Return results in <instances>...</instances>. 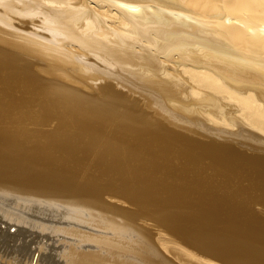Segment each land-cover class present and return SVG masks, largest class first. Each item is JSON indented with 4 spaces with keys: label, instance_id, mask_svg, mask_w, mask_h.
<instances>
[{
    "label": "bare ground",
    "instance_id": "1",
    "mask_svg": "<svg viewBox=\"0 0 264 264\" xmlns=\"http://www.w3.org/2000/svg\"><path fill=\"white\" fill-rule=\"evenodd\" d=\"M7 2L0 0L2 193L81 204L126 226L135 223L137 202L149 199L160 212L157 220L200 253L142 220L140 227L154 233L160 251L177 264H264L263 150L246 153L209 136L246 131L243 139L258 138L257 148H264V0H28L26 11ZM32 11L34 18L21 20ZM66 67L83 70L90 84ZM179 113L201 115L196 118L204 129ZM98 143L102 157L116 166V178L99 167ZM79 149L91 155L74 158L78 170L62 157ZM199 172L210 179L204 188ZM5 217L0 215V254L21 264L28 244L43 238L40 224L35 217ZM8 221L26 226L10 232ZM45 244L32 264H62L56 247L47 251ZM151 248L145 249L150 261Z\"/></svg>",
    "mask_w": 264,
    "mask_h": 264
},
{
    "label": "rangeland",
    "instance_id": "2",
    "mask_svg": "<svg viewBox=\"0 0 264 264\" xmlns=\"http://www.w3.org/2000/svg\"><path fill=\"white\" fill-rule=\"evenodd\" d=\"M5 1H8L7 3L9 4V5H12V7L14 8V9H19V10H23V9H25V11L26 10H28V7H26L25 5H23V2L24 3H27L28 2V0H17V1H15V0H5ZM17 2V3H16ZM11 3V4H10ZM15 3V4H14ZM14 4V5H13ZM1 5H2V3L0 4V14H2V17H4L3 16V13L4 12H2L3 11V8L1 7ZM20 5V6H19ZM21 6H23V9L21 8ZM35 12V11H34ZM25 13V12H24ZM26 14H28V15H26ZM26 14H24L23 16H22V21H23V19H25L27 16L29 17H27L26 18V20H24L25 22L26 21H29L30 19H32V17L34 18L35 16H36V14L35 13H33V11L30 13H26ZM31 14V15H30ZM8 14H6L5 16H7ZM9 16V15H8ZM14 16H17V15H14ZM24 17V18H23ZM1 18V17H0ZM5 19V21H9V20H6V18H4ZM3 18H2V20H4ZM8 19V18H7ZM11 20V19H10ZM10 22V21H9ZM14 22H16L15 24H16V26H17V20H15V21H12L11 20V22L10 23H12V25L14 24ZM14 24V25H15ZM31 25L32 24H30V28H31ZM34 62H35V60H34ZM36 63V65L37 64H39V63H37V61L35 62ZM35 63H33V65H32V67L35 69V70H37L36 69V66H35ZM38 66V65H37ZM66 70L68 71V72H72L75 76H77L78 78H80L81 80H82V82H84V83H86V84H90L89 82H90V80H88V78H87V76H86V74H85V72L83 71V70H81V69H77V68H69V67H66ZM2 86V84L0 83V87ZM143 95V96H142ZM142 95H140L141 96V98H142V100L140 99V96H139V98L137 99V97H135L137 100H141V102L142 101H145L146 99L144 98L146 95H144V94H142ZM141 102H140V104H141ZM151 102L153 103V106L155 105V102H157V101H155V100H153L152 98H151ZM156 106V105H155ZM154 106V107H155ZM143 110H144V108H142ZM182 114H183V117H184V115L187 117H184V119H185V123H187V124H191L192 123V126L194 127V125H195V127H198L199 125H198V122L200 121V119L202 118L201 117V115H195V113H193V115H189V114H185V113H179V114H177V115H179V116H182ZM199 116V117H198ZM200 118V119H197V118ZM77 118V116H72L71 117V120L72 121H74L75 119ZM194 118V119H193ZM198 120H196V119ZM193 119V120H192ZM188 122H187V121ZM201 120H203V119H201ZM52 121L53 122H55V120L54 119H52ZM194 122H195V124H194ZM197 123V124H196ZM202 123V122H201ZM200 124V123H199ZM108 126H110L109 124H108ZM199 127H201V126H199ZM201 129H204V128H202L201 127ZM226 129V128H225ZM230 129V128H229ZM236 131L237 130H231V131H229V132H231V133H234V135H233V137L235 136V138H233L232 137V135H226V133H221V132H219V134L217 133L216 134V132L214 133H209V136L210 137H213L215 140L214 141H216V143H226V142H229V144L231 145V143L233 144L232 145V147L234 146V148H236V150H239V151H243V152H246V153H253V152H256V153H258V151H260V150H263V151H260V152H263L264 153V148L263 149H260V147L259 148H257V141H259V139L258 138H251V137H249L251 140H253V141H251L250 139L249 140H246V139H248V133L246 132V131H241L242 133H244V132H246L247 134H246V136L244 135V134H242L241 132H238L237 131V134H236ZM193 133V132H192ZM194 134V133H193ZM196 134H197V136H199L200 135V133H197L196 132ZM199 134V135H198ZM214 134V135H213ZM216 134V135H215ZM239 134V135H238ZM242 134V135H241ZM195 135V134H194ZM206 135H208V134H206ZM218 135V136H217ZM225 137H224V136ZM241 135V136H240ZM257 135H260V134H258L257 133ZM221 136V137H220ZM227 136H231L230 138L229 137H227ZM241 138H240V137ZM201 137V135L198 137V138H200ZM220 137V138H219ZM237 137V138H236ZM239 137V138H238ZM202 138H203V136H202ZM205 138V137H204ZM203 138V140H206V139H204ZM226 138V139H225ZM232 138V139H231ZM243 138H246V139H243ZM31 139V138H30ZM201 139V138H200ZM242 139V140H241ZM202 140V139H201ZM219 140V141H218ZM221 140H223V141H221ZM232 140H235V141H233L232 142ZM239 140V141H238ZM230 141H231V143H230ZM243 142V143H242ZM250 142V143H249ZM71 144H72V146L73 147H77L76 146V144L75 143H73V142H70ZM224 143V144H225ZM251 143H253V144H251ZM227 144V143H226ZM235 144V145H234ZM240 144H241V146H240ZM81 145V144H80ZM237 146V147H236ZM242 147L241 149H240V147ZM250 146H252V148H248V147ZM244 148V149H243ZM247 148V149H246ZM103 149H104V145L103 144H101V143H98V144H96L94 147H93V151H94V153H95V159L96 160H98V155H99V157H100V164H99V167L104 171V173L105 174H109V175H112L113 177H117V171L115 170V169H117L116 168V166L115 165H113L111 162H110V160L109 159H107V158H105V157H102V152H103ZM251 151V152H250ZM259 152V153H260ZM262 153V154H263ZM261 154V153H260ZM91 155V153L90 154H85V153H83L82 151H80V149L79 150H75V151H73V152H70V153H67V154H65L63 157H62V159L63 160H65V161H67L68 163H70V164H72V165H75L76 167H77V165L75 164V162H74V158H88L89 156ZM264 155V154H263ZM141 156H143V157H146L145 155H143V154H141ZM207 160H205V161H203V163H205ZM65 163V162H64ZM68 163H66V164H68ZM156 165H160V163L159 162H156ZM77 169H78V167H77ZM79 170V169H78ZM80 172L82 173V174H84V171L83 170H80ZM145 173L146 174H150L151 173V166L147 169V170H145ZM197 180H198V182H199V185L200 186H202V184H203V182H207V183H209L210 184V179H209V177H208V175H206V176H202V173L201 172H199L198 173V175H197ZM136 184V183H135ZM137 185V184H136ZM203 187V186H202ZM150 188H151V186H150ZM204 188V187H203ZM10 193H9V192ZM108 191V190H107ZM0 205H2V206H0V215H4V217L5 216H8V217H10V219H13V220H15L16 218H18L17 216H20V218L22 217V215H23V217H24V219L23 220H34V219H36L38 222V225L40 224V228L41 227H43V228H38V230H37V232H39V234H40V236L41 237H43L42 238V240H38V239H35V240H33L30 244H28L29 245V249H30V252H29V255L28 256H26V258H24L23 259V262L21 261L20 263L21 264H28V263H30V264H32V262H33V258H35V256H36V254L38 253V252H41L40 250V246L39 245H41V243L42 244H44V243H46L45 244V246L47 245V248L49 247V250H47V251H53V248H55L56 247V251H57V254H59V252H60V255H58L57 257H56V259H57V261L58 262H60V263H62V264H79V263H81V264H86L87 263V261H88V263H92V262H94V264H102V263H105V264H108L107 262H109V264H132V263H134V264H177L176 262H174V261H172V260H170L169 258H168V256L165 254V253H163L162 251H160V249L158 248V246L156 245V243L154 242V236H153V234H152V232H151V234H150V231H148V230H146V229H144V228H142V227H140V222L142 221V220H146V221H148L149 223H151V229H159V230H161L162 232H164V233H166L170 238H172V239H174V240H176V241H178V242H180L182 245H184V246H186V247H188L189 249H191L192 251H194V252H196V253H198L197 251V249L195 248V247H193V246H190V245H188V244H186V243H184L178 236H176V235H174V234H172L169 230H168V228H167V226H166V223L165 222H163V221H158L157 220V215L160 213L159 211H155V210H153L152 208H151V200H149V199H143L142 201H139V202H137V204H136V209L134 210V207L133 206H131V208H129V210H134V211H136V216H135V219L133 220L135 223H132L130 226H133V228L132 229H130V228H127V227H130V226H126V225H124L121 221V224H120V222H118L119 220L117 219H113V218H115V217H113L112 218V220H111V218L109 219V217H107L106 218V216L105 217H103L102 215H97V213L98 212H96V211H98V209H96V208H90V207H87L85 210L87 211H89V208H90V211L92 212H88L87 211V213H86V211L84 210V208L86 207V206H83V205H81V204H79L80 205V207L82 206V208H80L77 204H75V203H72V205H71V203L70 202H68V201H65L64 202V200H60L59 199V201H58V199H55V198H50V197H47V196H44V198L42 197V196H38V198H39V205H38V198H37V196L35 197L34 195H27V194H25V193H19L18 191H14V190H5V191H3V193H2V191L0 190ZM14 192V193H13ZM150 192V195H151V191H149ZM8 193L10 194V196H8ZM7 194V195H6ZM25 195V197L24 196H22V195ZM3 195V196H2ZM14 195V196H13ZM8 196V197H7ZM13 196V197H12ZM4 197V198H3ZM15 197V198H14ZM23 197V198H25V199H21V198ZM32 197V198H31ZM33 197H35V198H33ZM41 197L43 198V199H41ZM3 198V199H2ZM5 198H7V199H5ZM14 198V199H13ZM29 198V199H28ZM195 198H198V196H195ZM37 199V200H36ZM48 199V200H47ZM54 199L56 200V201H54ZM25 200V202H23ZM29 200H30V203H28L29 202ZM42 200V201H41ZM52 200V201H51ZM50 203H49V202ZM56 202L57 204H59L60 202H61V204H59V207H58V205H56L55 206V204L56 203H54V202ZM58 201V202H57ZM3 204H2V203ZM14 202V203H13ZM35 202L37 203V204H35ZM41 202V203H40ZM53 202V203H52ZM49 203V204H48ZM69 205H68V204ZM64 204V205H63ZM66 204V205H65ZM3 205H5V206H3ZM38 205V206H37ZM51 205V206H50ZM71 205V206H70ZM74 205V206H73ZM75 205H77L76 207H75ZM191 205L192 206H194V202L192 201L191 202ZM20 206V207H19ZM22 206V207H21ZM36 206V207H35ZM55 206V208H53ZM63 206V207H62ZM65 206H67V210H68V212H67V210H66V207ZM71 207V208H70ZM73 207V208H72ZM75 207V208H74ZM80 209H78V208ZM130 207V206H129ZM64 208V209H63ZM40 209H43V210H41V213L39 212L40 211ZM73 209V210H72ZM76 209H78L79 211H80V213L76 210ZM81 209L82 210H84V211H81ZM37 210H38V213H37ZM45 210V211H44ZM61 210V211H60ZM70 210V211H69ZM72 210V211H71ZM75 210V211H74ZM93 210H94V212H96V213H94L93 212ZM3 213H2V212ZM36 211V212H35ZM8 213L7 215L5 214V213ZM23 212V213H22ZM82 212H85V213H83L82 214ZM22 213V214H21ZM25 213V214H24ZM33 214V216L31 217V215ZM34 213H35V215H34ZM44 213V214H43ZM46 213L48 214V215H46ZM37 214L39 215L38 217H37ZM50 214H52V215H50ZM69 214V215H68ZM86 214V215H85ZM89 214H91V215H89ZM94 214V215H93ZM25 215V216H24ZM63 215V216H62ZM83 215H85L86 217H84ZM96 215V216H95ZM14 216V217H13ZM16 216V217H15ZM27 216V217H26ZM45 216V217H44ZM46 216H47V218H46ZM66 216V217H65ZM68 216V217H67ZM73 216V217H72ZM78 216H79V218H78ZM80 216H83L84 217V219H86V220H84L83 219V217H80ZM89 216L91 217V219L89 218ZM22 217V218H23ZM28 217H30L29 219H28ZM35 217V218H34ZM42 217H44V218H42ZM50 217V218H49ZM53 218V220H52V218ZM74 217H76L75 219H74ZM93 217V218H92ZM95 217H96V219H95ZM97 217H99V218H97ZM102 217V218H101ZM6 219H7V217H5ZM19 218V219H20ZM34 218V219H33ZM38 218V219H37ZM67 218H70V219H67ZM80 218H81V221H82V219H83V222H81L80 221ZM4 219V218H3ZM18 219V220H19ZM50 219L52 220V221H50ZM54 219L56 220V221H54ZM59 219V221H57ZM73 219V220H72ZM79 221H78V220ZM88 219H90V220H88ZM99 219V220H98ZM104 219V220H103ZM5 220V219H4ZM21 220V219H20ZM42 220V221H41ZM46 220V221H45ZM50 221V224H49V221ZM94 220V221H93ZM110 220V221H109ZM114 220V221H113ZM136 220V221H135ZM40 221V222H39ZM43 221H45V222H43ZM53 221H54V223H53ZM64 221V222H63ZM77 221L78 222H80V224L79 223H77ZM85 221V222H84ZM103 221V222H102ZM105 221V222H104ZM112 221V222H111ZM48 222V223H47ZM59 222H61V223H59ZM67 222V223H66ZM75 222V223H74ZM108 222V223H107ZM114 222V223H113ZM115 222H117V223H115ZM52 223V224H51ZM55 223H59V225L58 224H56V225H54ZM74 223V224H73ZM84 224V226H83V224ZM89 225H88V224ZM106 223V224H105ZM137 223V224H136ZM24 223L23 222H19V225L18 224H16V223H12V222H10V221H8V226H6L5 228H9V231L10 232H14L18 227L19 228H25V226H22ZM64 224V225H63ZM72 224H73V226H72ZM76 224V225H75ZM77 224H79V225H77ZM114 224V225H113ZM117 226H116V225ZM121 226H120V225ZM135 224V225H134ZM43 225H47L46 227L45 226H43ZM49 225H51L50 227L52 228V229H48V228H50V227H48ZM54 225V226H53ZM66 225V226H65ZM88 225V226H87ZM113 225V226H112ZM119 225V226H118ZM0 226H2V227H4V225L3 224H1ZM53 226V227H52ZM71 226V229L73 230V232H75V230L73 229L74 227L77 229V230H79V231H77V232H75V233H73L71 230H69V229H67V228H69ZM78 226V227H77ZM86 226H87V228H86ZM122 226H126V227H122ZM56 227V228H55ZM57 227H60V228H57ZM79 227H81V228H79ZM85 227V228H84ZM106 227V228H105ZM118 227V228H117ZM122 227V228H121ZM56 229L55 230V232H57V234L56 233H54L53 232V230L54 229ZM64 228V229H63ZM105 228V229H104ZM109 229V231H108V229ZM61 229V230H60ZM85 229V230H84ZM92 229V230H91ZM104 231H103V230ZM112 229V230H111ZM119 229V230H118ZM48 230V231H47ZM49 230H50V232H52V233H50L49 232ZM58 230H59V232H58ZM66 232H65V231ZM87 230V231H86ZM90 230V231H89ZM94 230V231H93ZM42 231V232H41ZM63 231H64V233H63ZM102 231V232H101ZM107 231V232H106ZM117 231H119V233H121L119 236H118V232L116 233ZM62 232V233H61ZM70 232V233H69ZM86 234V236H88V237H86L85 236V234ZM89 232V234H87ZM97 232V233H96ZM112 232V233H111ZM66 233V234H65ZM69 233V234H68ZM83 233V234H82ZM65 234V235H64ZM68 234V235H67ZM78 234H80L79 236V238H78ZM99 234V235H98ZM104 234V235H103ZM106 234V235H105ZM126 234V235H125ZM73 235V236H72ZM75 235V236H74ZM81 235H82V237H81ZM84 235V236H83ZM129 235H130V237H129ZM93 236H94V238H93ZM102 236V237H101ZM126 236H127V238H126ZM51 237V238H50ZM74 237H75V240H74ZM108 237V238H107ZM110 237V238H109ZM119 237V238H118ZM152 237V238H151ZM20 238H21V236H20ZM73 238V239H72ZM79 240H78V239ZM90 239V242H89V240L88 239ZM102 238H103V240L105 239V241H103L102 240ZM130 238V239H129ZM134 239V240H131V239ZM149 238V239H148ZM26 241H28L29 239H30V236H27V237H25L24 238ZM65 239V240H64ZM69 239H71V240H73V241H71V240H69ZM88 241H87V240ZM148 239V242H146V240ZM68 240H69V243H68ZM79 242H78V241ZM82 240H86L85 242H83ZM91 240H93V241H91ZM129 240H131V241H129ZM153 240V241H152ZM241 241H243L242 239H240ZM74 241H76V242H74ZM36 244H35V243ZM40 242V243H39ZM51 242H52V245H51ZM18 243V242H17ZM38 243V244H37ZM71 243V244H70ZM110 243V244H109ZM116 243V244H115ZM155 243V244H154ZM10 244L12 245V242H10ZM33 244V245H32ZM75 244H77V245H75ZM78 244H80V245H78ZM55 245V246H54ZM62 245H65L64 247L62 246ZM74 246L75 247V251H74V247H72V246ZM88 245V246H87ZM104 245V246H103ZM116 245H118V246H116ZM134 245H136V246H133ZM144 245V246H143ZM151 245V246H150ZM34 246V247H33ZM37 246V247H36ZM39 246V247H38ZM53 246V247H52ZM120 246H122V247H120ZM129 246V247H128ZM131 246V247H130ZM153 246V248H155V250H153V248H151V261H150V257H149V254H148V252L145 250L147 247H152ZM32 247V248H31ZM62 247V248H61ZM70 247V248H69ZM85 247H86V249H85ZM88 247V248H87ZM92 247V248H91ZM95 247V248H94ZM108 247V248H107ZM133 247V248H132ZM146 247V248H145ZM157 247V248H156ZM98 248V249H97ZM113 248V249H112ZM126 248V249H125ZM129 248H131L130 249V251H129ZM69 249V250H68ZM71 249V250H70ZM83 249V250H82ZM84 249H85V251H84ZM88 249V250H87ZM97 249V250H96ZM138 249V250H137ZM61 250L63 251V253L61 252ZM77 250V251H76ZM79 250V251H78ZM82 250V251H81ZM108 250V251H107ZM119 250V251H118ZM134 252H133V251ZM152 250H153V252H152ZM69 251V252H68ZM135 251H137V253L135 252ZM139 251V252H138ZM146 251V252H145ZM159 251V252H158ZM76 252V254H74ZM79 252H80V255L81 256H78L79 255ZM81 252H82V254H81ZM88 252H89V254H88ZM121 252V253H120ZM33 253V254H32ZM64 253H65V255H64ZM71 253V254H70ZM126 253V254H125ZM127 253L129 254V255H127ZM131 253H133L134 254V256L136 257H134L133 256V254L131 255ZM62 254V255H61ZM78 254V255H77ZM89 256H88V255ZM119 254H121V255H119ZM123 254V255H122ZM136 254L138 255L139 254V256H136ZM198 254H200V253H198ZM8 255V254H7ZM116 255V256H115ZM118 255V256H117ZM131 255V256H130ZM156 255V256H155ZM0 264H19V262H17V261H15L14 262V260L13 259H11L10 257H8V256H10V255H8L7 257H5L4 258V256H2L1 254H0ZM62 258H61V257ZM82 256H84V258L82 259ZM104 256V257H103ZM125 256V257H124ZM129 256H130V258H129ZM147 256H148V258H149V260H148V258H147ZM159 256V257H158ZM204 256V255H203ZM32 257V258H31ZM63 257H65V258H63ZM67 257V258H66ZM132 257H134L135 259H134V261L132 260ZM68 258H69V261H66V260H68ZM71 258H73V259H71ZM105 258V259H104ZM110 258V259H109ZM121 258V259H120ZM127 258H129L130 259V261H129V259H127ZM153 258V259H152ZM2 259V260H1ZM76 260V262L77 263H75V260ZM79 259H81L80 261H79V263H78V260ZM101 259V260H100ZM30 260H31V262H30ZM70 260H73V263H71L70 262ZM120 260H122V261H120ZM213 260V259H212ZM82 261H83V263H82ZM85 261H86V263H85ZM90 261H92V262H90ZM132 261V262H131ZM215 262H217V263H219V264H223V263H220L219 261H216V260H214ZM236 261V259L235 260H232V261H230V262H228V263H226V264H234V262ZM17 262V263H16ZM26 262V263H25ZM243 264H247V263H245V262H242Z\"/></svg>",
    "mask_w": 264,
    "mask_h": 264
}]
</instances>
